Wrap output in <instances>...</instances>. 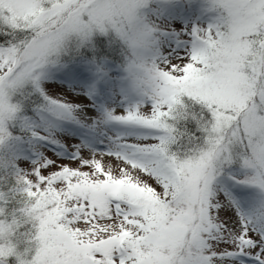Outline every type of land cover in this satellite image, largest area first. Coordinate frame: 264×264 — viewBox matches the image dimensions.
I'll return each instance as SVG.
<instances>
[{"label":"snow or ice","instance_id":"snow-or-ice-1","mask_svg":"<svg viewBox=\"0 0 264 264\" xmlns=\"http://www.w3.org/2000/svg\"><path fill=\"white\" fill-rule=\"evenodd\" d=\"M0 264H264V0H0Z\"/></svg>","mask_w":264,"mask_h":264}]
</instances>
